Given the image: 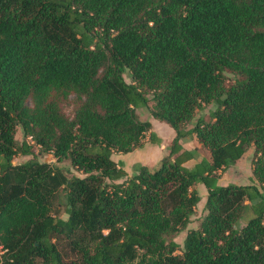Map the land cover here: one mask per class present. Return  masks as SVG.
I'll return each mask as SVG.
<instances>
[{
	"label": "trees",
	"instance_id": "1",
	"mask_svg": "<svg viewBox=\"0 0 264 264\" xmlns=\"http://www.w3.org/2000/svg\"><path fill=\"white\" fill-rule=\"evenodd\" d=\"M150 100L176 135L128 176L113 154L161 140ZM193 134L211 158L187 166ZM36 144L57 163L14 162ZM252 146V181L221 184ZM0 245L4 264H264V0H0Z\"/></svg>",
	"mask_w": 264,
	"mask_h": 264
},
{
	"label": "rangeland",
	"instance_id": "2",
	"mask_svg": "<svg viewBox=\"0 0 264 264\" xmlns=\"http://www.w3.org/2000/svg\"><path fill=\"white\" fill-rule=\"evenodd\" d=\"M228 82L232 81L233 79V74L232 73H228ZM125 79L130 82V77L128 74H125ZM154 102L152 100H150L149 102V106L148 107H140L136 109V112L139 116V118L141 120H150L151 119H155L153 118V116L150 113V108L153 106ZM63 108L64 111L69 115V116H73L74 115V111H75V96L71 95L69 97V100L67 102H65L63 104ZM214 108L213 105H209V106H205L203 109L199 110L196 117L194 118V121L197 120L200 116H203L206 119H210L209 116V111L210 109ZM168 125V124H166ZM192 125H189V127H191ZM169 128L171 129L173 135L175 136L176 132L175 130L169 126ZM169 128H167L166 130L160 131V137H161V141L160 143L157 144H153L150 139H149V133L147 134V136L145 137V144L144 147L142 149H138L140 150V153L143 154L144 156H146L147 160L145 161H134L130 155L128 153H120V152H116L113 154V158L114 159H118L120 156L123 158L122 160L124 161V165L126 167V169H128V176L132 175L136 169H138L140 167V165H145L147 168H149L150 170H154L155 168L159 167L161 164V161L163 158L167 157L170 153V145L172 143V140L174 138L170 136L169 134ZM16 139L18 141V143H22L23 140L25 139V135L24 132L22 130V127L19 126L17 128V133H16ZM167 139V142H165V140ZM28 141L33 142L32 139L30 137H28ZM182 145L185 148L188 149H194V148H198V152H197V157L196 159L190 160L188 161L187 165L188 166H193L198 160L202 159V158H211V152L208 148L204 147L199 141L198 138L195 134H193L192 136H187L185 138H183L181 140ZM133 154V153H132ZM254 154H255V149L254 146H252L251 148H249L245 154L235 163L233 164L231 167H229L226 171H224L222 173V176L219 180V182L221 184H229V183H237V184H245V183H250L252 181V160L254 158ZM30 159H36L38 161H43V162H48V163H57L56 162V157L50 153V152H42L40 150V146L39 145H35L34 147V154H30V155H23V154H19L14 158V162L15 163H24ZM59 165L63 166V167H70L72 168L73 172L80 174L78 172H76L74 170V168L71 166V162L69 160H65L61 163H59ZM123 181V179L118 180V182ZM196 188L198 189L200 195H201V201L198 203L197 207H196V211L195 214L192 217V221L188 224V226L182 230L179 234H177L175 236V240L180 243L181 247L184 244V240L185 237L187 235V233L189 232L190 229L192 228H197L200 225V222L202 220V217L205 214V204H206V200H207V189L205 187V185L199 183L196 185ZM55 212L58 215H61L62 217H67V214L64 210V205L60 206L59 209H56ZM251 212L247 211L243 218L241 219L240 223L241 225H244L249 217L251 216ZM4 251L2 249V246L0 245V264H4L3 260H4ZM178 253H181V251L179 250Z\"/></svg>",
	"mask_w": 264,
	"mask_h": 264
},
{
	"label": "crops",
	"instance_id": "3",
	"mask_svg": "<svg viewBox=\"0 0 264 264\" xmlns=\"http://www.w3.org/2000/svg\"><path fill=\"white\" fill-rule=\"evenodd\" d=\"M151 122H152V124H153V130L157 133V135L160 137L161 135H160V131H163L164 132V130H166L167 128H169V124L168 125H166L167 123L166 122H163V121H160V120H157V119H151ZM169 131V134H170V136L171 137H173L174 135H173V133H172V131H171V129L169 128L168 129ZM176 135V134H175ZM175 137V136H174ZM160 139H161V137H160ZM161 141V140H160ZM165 142H167V139L165 140ZM139 149H142V148H139ZM133 153V154H132ZM128 154H131L130 155V157L134 160V161H145V160H147V158H146V156H144L143 154H141L140 153V150H138V149H135L134 151H132V152H129ZM123 158L120 156L118 159H115L116 161H118V162H122L123 163V166H124V168H125V170H126V172H127V174H128V169H126V167H125V165H124V161H125V159H124V161L122 160ZM188 163V162H187ZM187 163H186V165H187ZM188 166V165H187ZM135 172H136V170H135ZM134 172V173H135ZM133 173V174H134ZM131 176V175H130ZM204 185V184H203Z\"/></svg>",
	"mask_w": 264,
	"mask_h": 264
}]
</instances>
